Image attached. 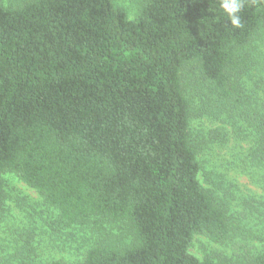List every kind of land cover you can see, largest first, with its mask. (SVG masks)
Segmentation results:
<instances>
[{
    "label": "trees",
    "instance_id": "16d2710c",
    "mask_svg": "<svg viewBox=\"0 0 264 264\" xmlns=\"http://www.w3.org/2000/svg\"><path fill=\"white\" fill-rule=\"evenodd\" d=\"M244 2L233 28L218 0H146L134 19L114 0H0V207L11 174L63 233L128 231L93 238L79 264H230L189 253L195 235L220 244L230 227L198 179L182 73L194 66L209 104L252 129L264 162V100L240 93L264 62V0Z\"/></svg>",
    "mask_w": 264,
    "mask_h": 264
},
{
    "label": "rangeland",
    "instance_id": "374dc122",
    "mask_svg": "<svg viewBox=\"0 0 264 264\" xmlns=\"http://www.w3.org/2000/svg\"><path fill=\"white\" fill-rule=\"evenodd\" d=\"M15 7L24 0H2ZM146 0H114L129 19L136 18ZM241 83L240 93L264 100V62L255 64ZM249 71V74H250ZM182 81L190 98L192 127L199 149V182L213 192L226 212L230 233L226 241L212 243L195 235L189 253L199 260H225L230 264H247L264 253V162L254 153L253 134L238 117L218 115V106L208 102L209 84L193 65L183 69ZM262 89L252 93L254 84ZM205 105H203V101ZM227 122V123H224ZM5 200L0 207V264H29L60 260L79 264L83 248L98 237H125L123 225L105 224L80 232H64L53 227L56 212L46 206L39 195L11 174L3 176ZM30 228V229H29ZM46 236H42V234ZM24 236L27 240H24ZM28 236V237H27Z\"/></svg>",
    "mask_w": 264,
    "mask_h": 264
},
{
    "label": "clouds",
    "instance_id": "9594fccd",
    "mask_svg": "<svg viewBox=\"0 0 264 264\" xmlns=\"http://www.w3.org/2000/svg\"><path fill=\"white\" fill-rule=\"evenodd\" d=\"M219 12L233 28L242 27L241 13L245 7L244 0H218Z\"/></svg>",
    "mask_w": 264,
    "mask_h": 264
}]
</instances>
